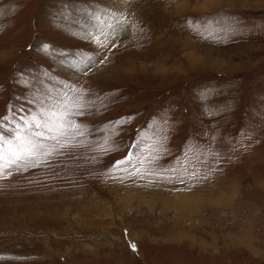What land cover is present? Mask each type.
Returning a JSON list of instances; mask_svg holds the SVG:
<instances>
[{
	"label": "rangeland",
	"instance_id": "obj_1",
	"mask_svg": "<svg viewBox=\"0 0 264 264\" xmlns=\"http://www.w3.org/2000/svg\"><path fill=\"white\" fill-rule=\"evenodd\" d=\"M61 100L0 264H264V0H0L4 148Z\"/></svg>",
	"mask_w": 264,
	"mask_h": 264
},
{
	"label": "snow or ice",
	"instance_id": "obj_2",
	"mask_svg": "<svg viewBox=\"0 0 264 264\" xmlns=\"http://www.w3.org/2000/svg\"><path fill=\"white\" fill-rule=\"evenodd\" d=\"M121 24L126 23L125 20L120 21ZM77 107H80L77 105ZM66 102L64 100L58 101L55 105H52L50 108L43 110L42 116L38 117L36 115L32 116L33 123L29 125V128L34 127L37 129L34 134L22 136L17 130L15 136V143L13 140H8V148L5 149L3 145L4 137L0 135V161L5 160V151L9 156L7 163L4 166L11 164H16L20 161H24L25 164H31L33 161L30 159L34 156H42L45 159L53 155L56 151L55 147L48 148L45 150V145L38 142L42 141L44 138L51 139L56 143H59V137L57 135H48L45 137V133H59L63 135L66 127H73L77 131L79 130L78 125L71 123L65 124V121L68 120L69 113L65 110ZM19 126H17V129ZM43 129V131H40ZM66 142L59 144L60 148L71 147ZM126 160H130V157L125 158V160L117 161L115 167L125 163ZM135 246L133 245V248Z\"/></svg>",
	"mask_w": 264,
	"mask_h": 264
},
{
	"label": "trees",
	"instance_id": "obj_3",
	"mask_svg": "<svg viewBox=\"0 0 264 264\" xmlns=\"http://www.w3.org/2000/svg\"><path fill=\"white\" fill-rule=\"evenodd\" d=\"M126 244H127V247L129 248V249H131L132 251H137V243H136V240H134V242H132V243H129V242H126ZM133 245L135 246L134 248H133ZM139 256V255H138ZM144 262V264H145V261H143Z\"/></svg>",
	"mask_w": 264,
	"mask_h": 264
}]
</instances>
